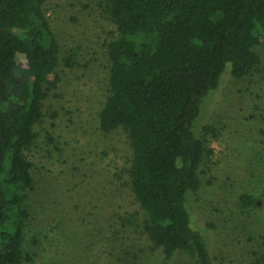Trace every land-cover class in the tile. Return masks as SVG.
<instances>
[{
  "label": "trees",
  "instance_id": "16d2710c",
  "mask_svg": "<svg viewBox=\"0 0 264 264\" xmlns=\"http://www.w3.org/2000/svg\"><path fill=\"white\" fill-rule=\"evenodd\" d=\"M119 38L108 46L109 95L101 131L124 130L133 149L131 191L143 228L165 262L180 252L215 264L207 239L192 227L189 197L212 155L194 131L205 98L228 64L242 80L261 65L264 0H106ZM43 0H0V264H24L27 190L34 127L61 81L59 46ZM26 64L18 61V50ZM76 51L66 59L74 66ZM206 132L212 131L210 127ZM245 206L255 204L251 197Z\"/></svg>",
  "mask_w": 264,
  "mask_h": 264
},
{
  "label": "rangeland",
  "instance_id": "374dc122",
  "mask_svg": "<svg viewBox=\"0 0 264 264\" xmlns=\"http://www.w3.org/2000/svg\"><path fill=\"white\" fill-rule=\"evenodd\" d=\"M43 1L58 41L61 81L44 101L35 142L25 151L32 186L23 249L32 261L24 264H199L183 252L165 262L130 188L129 137L122 129L101 131L108 46L119 38L106 0ZM257 52L261 65L242 80L227 65L194 126L213 153L200 166L201 187L187 206L215 264H264V44ZM18 61L26 64L22 49ZM244 196L255 204L245 206Z\"/></svg>",
  "mask_w": 264,
  "mask_h": 264
}]
</instances>
